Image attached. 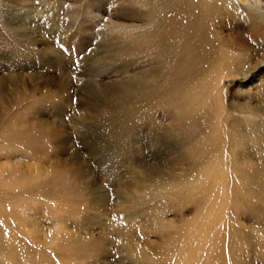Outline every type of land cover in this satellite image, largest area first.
<instances>
[{"label": "rangeland", "instance_id": "rangeland-1", "mask_svg": "<svg viewBox=\"0 0 264 264\" xmlns=\"http://www.w3.org/2000/svg\"><path fill=\"white\" fill-rule=\"evenodd\" d=\"M259 1L214 0L244 62L177 86L168 0H0V264H264Z\"/></svg>", "mask_w": 264, "mask_h": 264}, {"label": "bare ground", "instance_id": "bare-ground-1", "mask_svg": "<svg viewBox=\"0 0 264 264\" xmlns=\"http://www.w3.org/2000/svg\"><path fill=\"white\" fill-rule=\"evenodd\" d=\"M164 1V0H163ZM258 9L261 8V2L255 0ZM165 4V3H164ZM264 4V3H263ZM167 5V4H166ZM214 0H168V7L175 12L174 32L181 35V53L189 56V63L186 68H180V74L177 79V86L185 83L188 79H192L200 74L205 68L213 66L215 74L223 69H228L232 65V60L228 62V51L238 50L240 53L234 59L245 57L244 53L249 50V44L246 40L249 31L244 29H236L226 35H217L211 38L210 27L213 26L214 17L219 11ZM220 9V8H219ZM260 10V9H259ZM185 16L186 23L182 22L179 16ZM174 16V15H173ZM172 18V17H171ZM184 18V17H183ZM171 23V22H170ZM216 28V27H215ZM170 31V30H169ZM168 32V31H167ZM166 32V33H167ZM153 35V34H152ZM163 35V34H162ZM161 37V36H160ZM214 37V36H213ZM149 41V40H148ZM218 42L216 45L215 43ZM249 53V52H248ZM247 56V55H246ZM227 57V58H226ZM240 57V58H241ZM248 58V57H247ZM242 61L241 59L237 58ZM236 59V60H237ZM244 62V58L243 61ZM180 65V64H178ZM183 67V66H181ZM183 69V71H182ZM185 69V70H184ZM219 70V71H218ZM150 72V71H149ZM176 72V71H175ZM225 72V71H224ZM162 73V72H161ZM229 74V72H228ZM143 76V75H142ZM221 78V77H220ZM218 78V79H220ZM201 79V78H200ZM214 79V78H213ZM189 82V81H188ZM117 84V83H116ZM130 84V83H129ZM128 84V85H129ZM189 84V83H188ZM215 84V83H214ZM121 85V84H120ZM133 85V84H132ZM137 85V84H136ZM211 85V84H210ZM134 86V85H133ZM141 86V85H140ZM139 87V86H138ZM129 88V87H128ZM134 88V87H133ZM212 88V87H211ZM145 89V88H144ZM168 89V88H167ZM89 90V89H88ZM126 90V89H125ZM169 90V89H168ZM182 90V89H181ZM123 91V87H122ZM102 92V91H101ZM100 92V93H101ZM111 92V91H110ZM116 92V91H115ZM129 92V91H128ZM134 92V91H133ZM137 92V91H136ZM119 93V92H118ZM150 93V92H149ZM164 93V92H163ZM168 93V92H167ZM176 93V92H174ZM121 95V94H119ZM118 95V97H119ZM140 95V94H139ZM187 95V94H186ZM161 96V95H160ZM168 96V95H167ZM103 97H105L103 95ZM114 97V96H113ZM116 97V98H118ZM156 97V96H155ZM128 98V97H127ZM109 99V98H108ZM133 99V98H132ZM129 100V99H128ZM107 101V100H106ZM162 101V100H161ZM115 102V101H114ZM157 102V101H156ZM166 102V101H165ZM145 105V104H144ZM155 105V104H154ZM222 105V104H220ZM184 106V105H183ZM175 107V106H174ZM132 111V110H131ZM139 111V110H138ZM120 112V111H119ZM190 112V111H188ZM262 113V112H261ZM191 114V113H190ZM106 116V115H105ZM116 116V115H115ZM241 117V116H240ZM182 120V119H181ZM125 121V120H124ZM231 122V121H230ZM262 125V124H261ZM216 127V126H215ZM261 128V127H260ZM122 132V131H121ZM120 132V135L122 134ZM234 132V131H233ZM237 133V132H236ZM181 136V135H180ZM164 139V137H163ZM169 140V139H168ZM261 140V139H260ZM251 141V140H250ZM122 143V142H121ZM249 143V142H248ZM172 144V143H171ZM211 145V144H210ZM122 147V146H121ZM213 148V147H212ZM214 151V150H213ZM122 152V151H121ZM236 152V151H235ZM124 153V152H123ZM247 154V153H246ZM251 158V157H250ZM208 162V161H207ZM259 163V162H258ZM159 170V169H158ZM168 170V169H167ZM213 171V170H212ZM161 172V171H160ZM46 181V180H45ZM159 185V184H158ZM182 185V184H181ZM183 186V185H182ZM177 187V186H176ZM188 187V186H187ZM193 188V187H192ZM163 190V189H162ZM189 190V189H188ZM78 240V239H77ZM3 244V243H2ZM57 245V244H56ZM61 245V244H59ZM79 245V244H77ZM58 247V246H57ZM69 247V246H68ZM73 247H75L73 245ZM80 247V246H77ZM82 247V246H81ZM74 249V248H73ZM64 250V249H63ZM45 254V253H44ZM138 255V253H136ZM40 257V255H39ZM61 258V257H60ZM45 259V258H44ZM64 260V259H63Z\"/></svg>", "mask_w": 264, "mask_h": 264}]
</instances>
